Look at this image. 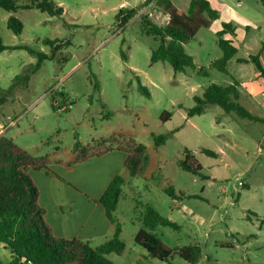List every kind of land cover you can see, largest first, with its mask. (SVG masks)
<instances>
[{"label":"rangeland","instance_id":"374dc122","mask_svg":"<svg viewBox=\"0 0 264 264\" xmlns=\"http://www.w3.org/2000/svg\"><path fill=\"white\" fill-rule=\"evenodd\" d=\"M31 1L19 0V4ZM52 1L64 9L61 19L37 9H19L15 13L0 10V42L4 46H28L50 55L51 47L44 45V40L71 44L45 61L31 75L29 87L17 90L3 106L0 131L8 126L7 135L29 153H50L53 159L64 161L75 157V132L83 144H93L95 151L101 150L100 143L111 136L118 137L123 145H128L131 138L147 147L148 163L137 178H127L115 214L126 250L122 255L107 256L114 264H188L178 256L169 262L149 259L136 245L134 237L144 228L146 204L181 224L178 231L167 227L154 231L165 246L172 250L201 246L203 255L198 264H264L263 100L251 99L240 91L241 103L261 120L257 122L226 114L220 107H209L203 115L187 117L188 110L195 106L194 97L201 96L210 84L226 87L233 78L250 80L255 66L238 63L237 58L261 55L264 63V7L260 0H208L220 10V21L201 29L185 45L198 67H208L222 57L216 33L222 22H232L239 29V50L227 66L228 73L211 70L209 77L191 69L175 73L167 62L151 64V52L159 43L141 31V17L161 9L155 5L143 8L145 0ZM172 2L184 9L188 0ZM123 7L139 13L120 28L117 16ZM10 16L22 21L20 35L9 29ZM240 17L250 24L244 26ZM155 24L164 26L167 20L161 18ZM36 62L26 50L0 53V86L7 89L24 68ZM136 77L149 89V99L138 92ZM95 81L99 92L94 91ZM102 104L113 113L111 119H102ZM164 111L172 112L169 121H161ZM159 135L169 137L157 148L154 137ZM185 149L193 152L202 174L209 179L179 167L185 159ZM202 149L218 156L209 157L201 153ZM170 188L177 196L184 192L204 199L174 200L165 193ZM250 212L259 218L250 216L251 221L247 220ZM8 256L0 245V261L7 262Z\"/></svg>","mask_w":264,"mask_h":264},{"label":"trees","instance_id":"16d2710c","mask_svg":"<svg viewBox=\"0 0 264 264\" xmlns=\"http://www.w3.org/2000/svg\"><path fill=\"white\" fill-rule=\"evenodd\" d=\"M260 2L264 7V0ZM151 5H155L170 16L168 24L164 26L155 24L148 15L141 17V31L159 43L158 47L151 52V64L167 62L175 73H184L187 69H191L204 77H209L211 70L228 73L227 66L238 53V50L231 46V42L224 39L227 34L236 36V27L231 23H223L221 31L217 32L218 46L223 55L211 62L208 67H198L193 57L185 50V45L194 40L201 29H208L214 21L219 19V11L213 8L210 1L188 0L186 7L181 9L175 6L172 0H145L143 8ZM19 9H37L60 19L64 15V9L52 0H33L25 4H19V0H0V10L15 13ZM138 13L137 9L121 8L117 16L118 26L125 28ZM8 27L14 34L20 35L24 25L20 19L10 16ZM43 44L51 47L50 55L28 46L8 47L0 42V53L6 50L22 49L37 59L36 64H30L29 68H24L23 73L17 75L7 89L0 86V112L17 90L29 87L31 75L38 72L45 61L51 60L57 52L71 45L69 42L59 40H44ZM122 58L127 61L124 52H122ZM237 61L252 63L259 72L260 78L264 79V63L261 55ZM136 79L138 92L149 99L151 97L149 89L142 84L139 77ZM232 81L233 83L226 87L215 83L210 84L201 96L194 97L195 106L188 110L187 117L203 115L209 107H220L226 114H233L237 118L251 122L261 121L241 103L240 83L234 78ZM94 91H100L97 81L94 84ZM102 109L105 110L102 119H111L113 113L108 111L104 104ZM66 111H69V106ZM171 117L172 112L164 111L160 119L166 122ZM168 137V135L155 136V147H161ZM74 138L72 153L77 154V162L84 161L89 156H99L109 152L113 149L112 143L118 142L117 149L127 153L125 168L130 178H137L148 163L147 147L131 138L127 141L128 145H123L118 137H111L106 142L100 143L102 146L98 151L93 150L90 144L84 145L77 132L74 133ZM201 153L213 158L218 156L216 152L208 149H202ZM184 154L185 159L179 163V167L185 172L200 176L203 180L209 179L202 174V166L193 152L185 149ZM50 162V154H31L6 133L0 134V244L9 250L11 255L10 261H0V264H114L107 256L122 255L126 250L125 244L120 239L122 227L115 219L118 203L123 195V187L127 184L126 180L122 176L116 177L100 200L107 216L115 224V234L110 240L101 246L92 247L89 242L76 239H57L51 234L44 219L45 211L39 205V190L30 175V170H47ZM165 193L174 200L204 199L202 196L187 195L184 192H179L177 196L173 188ZM144 207V228L137 232L134 241L146 252V256L161 262H169L173 256H178L188 264H198L203 255L201 246L187 245L175 250L165 246L154 231L158 227L178 231L180 224L163 217L149 204ZM250 216L258 217L254 212H250L247 216L249 221H251ZM261 224L264 225V220H261Z\"/></svg>","mask_w":264,"mask_h":264},{"label":"crops","instance_id":"0c3cea01","mask_svg":"<svg viewBox=\"0 0 264 264\" xmlns=\"http://www.w3.org/2000/svg\"><path fill=\"white\" fill-rule=\"evenodd\" d=\"M218 11L221 16L220 10ZM239 19L240 22L245 24L244 26L250 24L247 19L241 17ZM218 21H220V17L214 22ZM223 23H231L236 27V36L232 37L227 34L224 39L229 40L231 46L239 50V44L236 42L239 29L235 24L228 21L222 22L219 28L216 29V33L221 31ZM238 82L240 83L239 91L245 92V95L251 99L263 100L262 105H264V79L260 78L257 70L250 80ZM0 121L2 122V118ZM7 129L8 126L0 133H6L7 135ZM92 146L94 145L92 144ZM111 146L113 148L111 151L99 156H89L81 162H77V154L72 153L75 156L74 159L64 161L53 159L50 153H45L50 154L51 159L48 169L30 170V175L39 190V205L45 211L44 219L53 237L65 240L76 239L89 242L92 247H98L114 236L115 224L107 216L100 200L116 177L122 176L127 183L129 173L125 168L127 153L117 149L118 142L112 143ZM258 151H261V149ZM115 219L119 222L117 216H115ZM121 235L122 231L120 237ZM0 245L4 247V245ZM6 251L9 255L8 262L11 260V255L9 250L6 249Z\"/></svg>","mask_w":264,"mask_h":264},{"label":"built area","instance_id":"2783aa9c","mask_svg":"<svg viewBox=\"0 0 264 264\" xmlns=\"http://www.w3.org/2000/svg\"><path fill=\"white\" fill-rule=\"evenodd\" d=\"M149 18H151V20L153 19L152 20L153 22L154 21L159 22L161 18H164L165 20H167V24H168V22L170 20L169 14L163 12L162 10H160L157 14H154V15L150 14Z\"/></svg>","mask_w":264,"mask_h":264}]
</instances>
